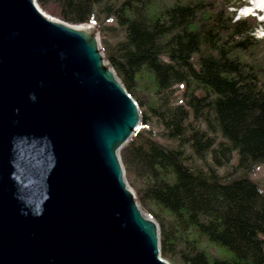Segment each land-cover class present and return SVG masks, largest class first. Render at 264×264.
<instances>
[{
	"label": "trees",
	"instance_id": "trees-1",
	"mask_svg": "<svg viewBox=\"0 0 264 264\" xmlns=\"http://www.w3.org/2000/svg\"><path fill=\"white\" fill-rule=\"evenodd\" d=\"M38 2L67 22L99 25L119 77L164 129L168 143L149 130L121 152L130 184L161 225L163 256L172 264H264V192L250 176L264 162L257 17L236 18L240 0ZM112 19L117 26L107 25ZM116 27L122 38L112 43Z\"/></svg>",
	"mask_w": 264,
	"mask_h": 264
},
{
	"label": "water",
	"instance_id": "water-1",
	"mask_svg": "<svg viewBox=\"0 0 264 264\" xmlns=\"http://www.w3.org/2000/svg\"><path fill=\"white\" fill-rule=\"evenodd\" d=\"M142 120L97 24L0 0V264H172L121 155Z\"/></svg>",
	"mask_w": 264,
	"mask_h": 264
},
{
	"label": "rangeland",
	"instance_id": "rangeland-1",
	"mask_svg": "<svg viewBox=\"0 0 264 264\" xmlns=\"http://www.w3.org/2000/svg\"><path fill=\"white\" fill-rule=\"evenodd\" d=\"M114 1H116V0H114ZM244 1H247V0H240L239 5L240 4H243ZM260 1H262V0H259V2H258L259 5H263L264 3H260ZM246 16H247L246 15V11L244 9L242 10L241 8H238V10L236 11V18L246 17ZM54 17L59 18L57 16H54ZM59 19H61V18H59ZM257 19H258L259 25H258V28L256 29V36L258 38H264V23L260 21V20H263L264 19V16L263 15H260L259 18H257ZM61 20H63V19H61ZM63 21H65V20H63ZM68 23H70V22H68ZM88 23H93V22H88ZM71 24H75V23H71ZM107 25L108 26H114V25L117 26L116 21L114 19H112L109 22H107ZM119 34H121V30L118 27H116V29L114 30V32L113 31H110L109 32L108 36H109L110 40L112 41V43H115L118 39L122 38L120 36L117 37V35H119ZM102 43H103V32H102ZM184 90H185V86L184 85H180V86L178 85L176 87V94L181 99H183L182 94L184 93ZM140 108H141V113H142V116H143V120H142V123H141V128L138 131V133L139 132H143L144 134H147L148 131L151 130L152 133H153V136H156L154 138L158 139L160 142L168 143L167 140H166V138H164V137H162L160 135L164 131V129L159 125V122H158L157 118L151 112L147 111L145 107H141L140 106ZM145 115H147L146 118H144ZM187 151H188V153H191L192 152V150L189 147H187ZM194 159H195L196 163L199 166H202L203 162H202L201 159H198L196 157V155H194ZM234 164H235V160L232 162L231 166L228 169L231 170L232 167L234 166ZM250 176L259 185L260 189L264 192V162L261 163V164H259L256 167L255 171L253 173H251Z\"/></svg>",
	"mask_w": 264,
	"mask_h": 264
},
{
	"label": "bare ground",
	"instance_id": "bare-ground-1",
	"mask_svg": "<svg viewBox=\"0 0 264 264\" xmlns=\"http://www.w3.org/2000/svg\"><path fill=\"white\" fill-rule=\"evenodd\" d=\"M260 3H264V0L260 1Z\"/></svg>",
	"mask_w": 264,
	"mask_h": 264
}]
</instances>
